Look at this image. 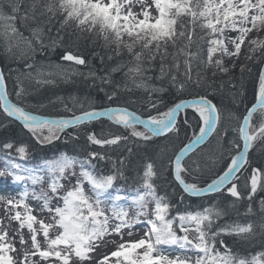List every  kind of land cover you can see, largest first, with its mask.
Returning a JSON list of instances; mask_svg holds the SVG:
<instances>
[{
    "label": "snow or ice",
    "instance_id": "1",
    "mask_svg": "<svg viewBox=\"0 0 264 264\" xmlns=\"http://www.w3.org/2000/svg\"><path fill=\"white\" fill-rule=\"evenodd\" d=\"M56 23L59 28L54 27ZM68 29L91 35L94 43L102 41L109 61L120 59L100 77L91 70L79 72L76 66L87 67L88 61L70 51L60 57L66 64L42 66L34 74L29 71L34 68L33 60L15 78L12 94L16 102L10 99L8 78L0 69V114L6 118L0 126L17 125L41 147L79 141L83 133L86 149L97 146L105 151L87 150L82 159L62 153L32 167L16 162L29 158L26 144L2 143L7 154L0 156L5 161L0 177H11V185L23 190L5 191L7 182H0V203L9 221L5 225L0 220V264H264V197L259 199V223L219 224L228 212L216 205L171 215L173 205L167 194H157L153 182L169 172L182 190L181 202L186 197L221 195L231 198L230 208L246 201L244 215L255 214L253 198L264 192V167L252 166L248 154L255 141L264 140V0H0V46L9 53L18 49L21 58H30L37 51L54 50ZM246 41V61L261 53L255 56L261 67L254 102L233 129L237 138L225 139L228 130L222 126L218 106L207 96L185 99L183 93L189 84L199 86L209 71L213 77L228 75ZM205 46L206 60L202 56ZM93 55L104 62L105 55ZM245 71L251 68L241 65V80ZM117 72L123 73V83L112 79ZM149 72L157 73L159 87L149 83L153 80ZM74 75L110 85V90L99 89L108 104L100 108L80 104L79 113L75 103L72 107L65 104L66 114L56 117L28 110L25 97L32 91L24 87V78L34 81L38 91L55 85L57 77L67 83ZM137 90L148 94L147 105L133 109L126 100L120 102L123 93ZM173 90L177 102L161 108L163 96ZM188 110L197 118L194 126L187 119ZM256 113L260 119L254 124ZM182 114L183 123L193 127L191 137L171 156L166 155L167 148L162 149L160 172L154 163H147L134 195H123L116 185L126 179L129 162L123 155L110 153L126 149L130 155L129 143L178 138ZM97 121L106 123L107 131L97 133L88 127ZM213 135L220 149L209 157L210 166L188 167L185 159ZM44 172L48 173L47 190L37 192L35 186L44 183ZM141 228L143 235H139ZM228 237L234 238V244H259V250L234 251L226 243ZM109 244L113 251L97 255Z\"/></svg>",
    "mask_w": 264,
    "mask_h": 264
},
{
    "label": "trees",
    "instance_id": "2",
    "mask_svg": "<svg viewBox=\"0 0 264 264\" xmlns=\"http://www.w3.org/2000/svg\"><path fill=\"white\" fill-rule=\"evenodd\" d=\"M55 28H59V24L56 23ZM25 35L28 33L25 31ZM55 30L52 35H55ZM63 40L60 41V46L56 47L51 51L39 52L37 51L33 57L21 58L20 51L18 49H13L12 53L5 50L3 46H0V65L2 70L5 72L8 78V88L10 92V99L16 102V97L14 94V82L18 75H22L25 72V64L35 61L34 68L32 70L33 74L35 70L40 67H47L49 64H66L67 62H62L60 57L65 53V51L73 52L76 55H81L85 57L88 61L87 67L76 66L79 72L87 73L89 70L96 73L97 77L104 76L110 72V69L116 64L118 57H114L113 60L109 61L106 58L108 50L103 48L102 41H93V37L89 34H79L74 33L71 29L65 30L63 33ZM264 38V37H263ZM248 42L242 47L241 58L236 61V67L233 68L228 75H217L213 77L209 71L206 78L197 86L195 83L189 84L188 90L183 93V98L192 99L200 95L207 96L214 100L218 106L220 112L222 113V126L228 130V135L225 139H235L238 133L233 131L234 128H238L240 122L242 121V116L246 112V108L250 107L254 102V94L257 86L258 73L261 64L256 63L255 56H259L261 53L258 51L253 60L246 61L244 56L247 54ZM94 53H99L105 55L104 62L101 63L99 56H94ZM203 58L206 60V46L205 51L202 53ZM123 59H127L124 57ZM241 65H247L251 68V72L245 71L243 73V79L241 80L240 67ZM158 67V65H157ZM157 73L149 72L148 75L153 76V80L149 81L157 87L161 85V81L155 79ZM23 78V77H22ZM112 79L115 82L123 83L124 77L122 72H117L112 74ZM231 79V83L229 82ZM223 82V86L221 84ZM232 83L236 85L234 89ZM103 86L110 90V85H101L99 80L93 81L92 79H85L83 75H74L71 79L65 83L56 78V84L53 86H44L39 88L35 85L34 81L24 78V87L32 91L31 95L25 97V102L28 105V110L35 114H42L46 116L56 117L58 115H65L64 105L67 104L72 107L75 103L76 111L79 113L80 104H83L85 108H100L108 104L105 94L100 92V87ZM167 86V85H165ZM237 89H240L242 94L237 93ZM63 98L61 101L58 98ZM155 99V97H153ZM177 95L172 92H168L163 96V104L161 108L165 106H171L177 102ZM127 101V106L133 109L142 108V106L148 103V94L142 90H137L132 93H123L121 103L123 104ZM187 119L190 121L192 126L196 123V117L188 110ZM147 113H145V116ZM260 119V114L256 113L253 117V123H257ZM6 118L0 114V122L5 121ZM88 127L94 128L97 133H100L102 129L107 131V124L97 121L94 125H89ZM180 131L177 137H173L172 140H167L164 138H158L156 142L144 143L141 142L139 145L129 143L128 147L132 148V153L129 155L126 149H117L112 151L110 154L113 157L123 155L129 163L125 166V177L126 179L118 181L116 187L122 188L123 195H134V190L139 183L138 177L142 175L144 166L152 162L157 170L160 172L159 161L162 157V149L167 148L166 155L171 156L174 151H176L180 146L181 142L186 143L187 139L191 137L193 132V127L183 123V114L179 124ZM5 141L13 142L16 146L20 144H26L28 146L29 158L26 161H20L17 159L16 162L25 164L26 166L36 167L41 162L46 159H53L58 157L62 153H66L69 156L84 158L87 155V150H94L103 152L105 149H101L97 146H91L90 149H86V142L84 139V134L81 133V139L79 141H69L64 143L63 141H56L51 145H45L43 147L37 145L35 141L26 132L21 131L20 127L17 125H10L8 127L0 126V146ZM115 147V146H113ZM220 149V142L217 140L215 135L210 139V141L198 151L193 153L186 161L185 164L188 167L194 168L197 164L201 167L210 166L209 157L213 153H218ZM6 151L0 147V156L6 155ZM13 155L16 153L13 150ZM249 163L255 167H264V140H257L253 143L250 155ZM0 165L5 166V161L0 159ZM103 167L102 164H98V168ZM217 170L220 165H216ZM107 168L105 171L107 172ZM79 167L76 168V172L79 173ZM211 173H209L210 175ZM250 175V170L247 173ZM44 183L48 184V173L44 172ZM204 176L203 179H207ZM186 179L191 180V177ZM157 186V194L165 195L167 194L170 203L173 207L170 209V214L175 215L177 211L191 210L196 211L201 208V206L216 205L227 209L228 215H226L219 224L225 222H238L247 223L249 221L259 223L260 222V206L259 199L264 197V192L258 193L256 197L253 198V209L254 215L246 216L245 207L246 201L238 203L235 209L228 206V202L231 198L217 195L211 199H195L186 197L183 202L180 201V196L182 194L181 188L174 181V178L169 172H165L163 176H159L153 181ZM47 190V189H46ZM142 191V189H141ZM115 194V193H113ZM121 203H126L121 201ZM130 204V200L127 202ZM152 207V205H150ZM149 206V207H150ZM132 209H130V212ZM232 237L226 238V243L233 247L234 251H244L245 249L250 250L255 253L259 250V244L256 246L252 245H242L234 244Z\"/></svg>",
    "mask_w": 264,
    "mask_h": 264
},
{
    "label": "rangeland",
    "instance_id": "3",
    "mask_svg": "<svg viewBox=\"0 0 264 264\" xmlns=\"http://www.w3.org/2000/svg\"><path fill=\"white\" fill-rule=\"evenodd\" d=\"M263 37H264V35H262L261 38H263ZM248 47H249V45H248ZM225 62H226V65H230V63H231L230 61L227 60V58H225ZM1 168L2 167L0 165V169ZM0 182H7V183H5V191H8V192L15 193L16 189L19 188V187L11 185V180H10L9 176L0 177ZM64 183H65V187L66 188L69 187V185L67 184L66 181ZM47 185L48 184H46V183L36 185L35 186L36 187V191L39 192L42 188L44 190H46L47 189ZM29 187L31 188L32 186L29 184ZM29 202L32 203V204H36L37 203L35 201H32L31 199L29 200ZM150 208H151V206H150ZM0 220H3L5 225H7L9 223V221L7 220V218L5 217V214H4V204L3 203H0ZM11 223H12L13 226H15V222H11ZM9 235L11 237V235H12L11 231L9 232ZM139 235H143V229L142 228L139 230ZM125 238L127 239L128 237H125ZM133 238H138V236H135ZM113 250H114V247L111 244H109L107 247H102L101 249H99V252L97 253V255H99L101 253H110Z\"/></svg>",
    "mask_w": 264,
    "mask_h": 264
},
{
    "label": "water",
    "instance_id": "4",
    "mask_svg": "<svg viewBox=\"0 0 264 264\" xmlns=\"http://www.w3.org/2000/svg\"><path fill=\"white\" fill-rule=\"evenodd\" d=\"M0 69H2V66H1V65H0ZM210 100H211V99H210ZM211 101H212V100H211ZM212 102H213V101H212ZM213 103H214V102H213ZM214 104H215V103H214ZM212 137H213V136H212ZM212 137H210V138L208 139V141H209ZM208 141H206L205 144L201 146V148H202L203 146H205V145L208 143ZM197 150H199V149H197ZM250 150H251V149H250ZM194 153H195V152H194ZM192 154H193V153H192ZM192 154H191V155H192ZM249 154H250V151H249ZM249 154H248V155H249ZM191 155H190V156H191ZM186 159H187V158H186ZM186 159H185V161H186Z\"/></svg>",
    "mask_w": 264,
    "mask_h": 264
}]
</instances>
